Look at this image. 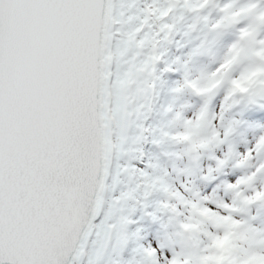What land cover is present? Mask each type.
<instances>
[{"label": "snow or ice", "instance_id": "6c2138e0", "mask_svg": "<svg viewBox=\"0 0 264 264\" xmlns=\"http://www.w3.org/2000/svg\"><path fill=\"white\" fill-rule=\"evenodd\" d=\"M250 5L254 14L264 13V0ZM185 20L176 0H0V264H172L180 250L163 243L161 231L189 216L177 193L193 199L208 153L191 171L187 164L171 172L153 163L141 169L132 161L142 162L138 146L148 136L154 144L180 148L174 155L183 161L178 134L198 117L211 121L207 129L216 137L209 155L214 166L199 178L218 180L251 153L246 175L256 188L264 183V149L256 150L264 134L245 153L236 152L229 141L239 122L225 120V112L243 102L264 108V93L253 101L227 94L218 122L207 105L193 118L169 105L164 111L173 115L163 126L140 124L151 108L161 45ZM233 27L236 39L226 51L248 30V21ZM225 31L208 30L215 38ZM254 35L264 47V24ZM223 63L212 70L217 79ZM197 76L186 68L173 92L211 99L226 89L199 93L193 86ZM217 168L223 171L217 174ZM240 181L241 176L234 183ZM231 184L224 180L211 195L200 192L197 202L215 209L211 198L219 196L218 186ZM155 194L161 198L153 201ZM137 210L155 236L130 231ZM262 210L264 200L249 202L244 214L264 235ZM211 230L201 232V247Z\"/></svg>", "mask_w": 264, "mask_h": 264}, {"label": "rangeland", "instance_id": "374dc122", "mask_svg": "<svg viewBox=\"0 0 264 264\" xmlns=\"http://www.w3.org/2000/svg\"><path fill=\"white\" fill-rule=\"evenodd\" d=\"M172 9L169 8L168 11ZM208 11V10H206ZM211 18H217L215 12H212ZM196 23L192 17H187L182 23L177 24L175 30L170 34L169 39L161 45V60L156 65V87L154 89L153 97L151 100L150 110H146L140 120L142 127L146 129H156L164 124L172 117L173 113H165V109L171 105L174 111H180L185 118H193L199 110L207 105L210 117H216L217 122L221 110L225 105V96L227 95L226 89H222L211 99L196 97L190 92H184L177 95L173 89L182 84L185 69L191 70L193 74H200L202 71H212L222 59L226 49L236 39L235 30H226L221 36L215 38L213 34L209 33L207 28L203 25L196 23V28L193 29L190 25ZM195 91H197L195 89ZM198 92V91H197ZM226 121H238L235 132L230 137V145L236 152L245 153L251 148L255 140L264 134V108L256 105L243 102L239 105L232 107L225 112ZM211 121H205L203 118H197L196 121L189 123L185 130L178 134V142L184 145L185 159L180 161L176 158L174 153L181 151L180 148L171 145L163 144L157 145L152 142V137L148 136L139 146L140 161L133 160L134 166L143 169L148 163L158 165V171L171 172L174 167H183L187 164L189 170H195L199 167V156L205 153L201 161V169L197 174L196 184L197 189L192 193L193 199L189 200L179 192L177 196L180 201L190 208V213L196 212L206 222V226L220 228L227 223H232V217L237 209L235 205L224 202V197L227 195L233 197V187L240 186V182L235 180L244 174L246 170L234 169L229 166L224 173L219 175L217 180L210 176V180L204 181L199 178L201 174H206L209 166H214V161L209 158L214 148V141L216 137L211 135L207 142L203 141L196 135L201 127L210 125ZM219 126V123H217ZM136 128L133 127L134 133ZM191 133V135L189 134ZM264 147V141H260L256 145V150L259 151ZM228 145L223 146V151H227ZM216 155H221V149L215 150ZM251 153H249V157ZM190 161L191 163H188ZM223 171L222 168H217V174ZM213 178V179H212ZM173 180H178L179 176L171 177ZM247 179V178H246ZM224 180L233 182L227 188L220 187L219 196H213L211 199L215 201L217 207L206 206L202 202H197L200 198V192L204 195H211L213 190L218 184ZM251 183V180L248 181ZM155 194L152 197L156 201ZM264 200V197L261 198ZM221 209L224 214H221ZM253 215H257V210L252 209ZM240 215H244L241 213ZM260 218L264 219V210L260 213ZM239 218V215H237ZM133 223L129 226L130 231H135L137 228L143 230L145 237L155 236L156 230L149 227V222L144 219V213L137 210L133 214ZM259 220L255 223L259 224ZM162 242L165 244H174L175 239L171 233V228L165 227L161 231ZM250 241L249 236H245L244 242L247 244ZM127 255V253H125ZM175 264V261L172 262Z\"/></svg>", "mask_w": 264, "mask_h": 264}, {"label": "clouds", "instance_id": "9594fccd", "mask_svg": "<svg viewBox=\"0 0 264 264\" xmlns=\"http://www.w3.org/2000/svg\"><path fill=\"white\" fill-rule=\"evenodd\" d=\"M176 3L179 4L180 15L192 17L214 35H220L223 30H235L233 26L237 21H248V30L239 36L233 48L223 54V72L220 77L217 79L215 72L202 71L193 81L194 88L199 93L207 94L226 87L228 95L238 94L249 101L264 93V47L257 46L254 35L256 28L264 24L260 18L264 13L254 14L250 0H183V3L176 0ZM210 4L214 6L208 7ZM172 7H176V4ZM212 12L217 15L214 20L211 18ZM234 71L237 74L232 76ZM196 135L205 142L211 137L206 126L201 127ZM248 159L249 154L239 159L238 169L246 170ZM249 180L251 176L244 172L241 185L233 187L231 203L240 213H244L247 203H254L264 197V183L256 188L248 183ZM221 214L224 213L221 211ZM232 220V223L220 228L212 227L203 247L199 239L206 225L201 218L190 213L185 221L174 224L171 233L180 250L174 259L175 264H264V235L247 219L246 214L239 215V218L233 215ZM246 235L250 237L247 244L244 242Z\"/></svg>", "mask_w": 264, "mask_h": 264}, {"label": "trees", "instance_id": "16d2710c", "mask_svg": "<svg viewBox=\"0 0 264 264\" xmlns=\"http://www.w3.org/2000/svg\"><path fill=\"white\" fill-rule=\"evenodd\" d=\"M161 197H160V195H158V197H156V200H159Z\"/></svg>", "mask_w": 264, "mask_h": 264}]
</instances>
